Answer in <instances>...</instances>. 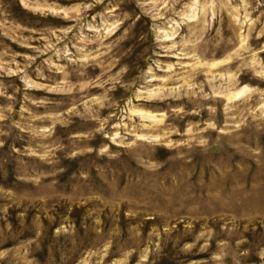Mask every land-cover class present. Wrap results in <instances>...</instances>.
Here are the masks:
<instances>
[{"label": "rangeland", "instance_id": "374dc122", "mask_svg": "<svg viewBox=\"0 0 264 264\" xmlns=\"http://www.w3.org/2000/svg\"><path fill=\"white\" fill-rule=\"evenodd\" d=\"M0 264H264V0H0Z\"/></svg>", "mask_w": 264, "mask_h": 264}]
</instances>
